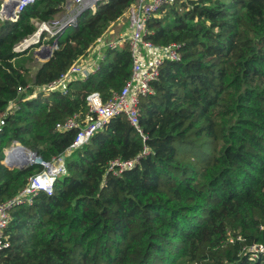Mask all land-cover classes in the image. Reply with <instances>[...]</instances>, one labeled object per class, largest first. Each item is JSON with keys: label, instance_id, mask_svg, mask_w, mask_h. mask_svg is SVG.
<instances>
[{"label": "trees", "instance_id": "1", "mask_svg": "<svg viewBox=\"0 0 264 264\" xmlns=\"http://www.w3.org/2000/svg\"><path fill=\"white\" fill-rule=\"evenodd\" d=\"M67 0H38L16 22L0 21V203L14 198L38 167L9 169L5 150L18 143L49 162L76 131L58 123L103 101L131 75L127 44L107 49L98 71L73 81L64 96L21 101L57 80L135 0H106L57 38L48 62L30 75L15 44L50 22ZM144 39L178 44L139 99L142 135L116 116L66 159L53 193L10 211L3 264H264V0H185L146 23ZM49 43H52L50 40ZM26 92V93H23ZM24 96V97H23ZM28 96V95H27ZM144 148L137 166L116 178L110 162ZM11 155V154H10Z\"/></svg>", "mask_w": 264, "mask_h": 264}, {"label": "built area", "instance_id": "2", "mask_svg": "<svg viewBox=\"0 0 264 264\" xmlns=\"http://www.w3.org/2000/svg\"><path fill=\"white\" fill-rule=\"evenodd\" d=\"M38 0H0V21L16 22L20 14L28 6L33 5ZM106 0H67L62 6L61 12L50 22H39L32 19L35 32L25 37L14 45L12 51L22 56L32 52L41 53L45 59H38L43 64L48 58L51 59L57 49V38L62 32L75 27L78 18L85 11L95 12L98 5ZM185 0H135L125 12L128 18V32L121 34L115 41H107L105 32L89 48L85 56L77 59L57 80L50 82L40 89H36L32 94H52L58 93L62 96L68 93L69 84L73 81H85L90 75L95 74L104 59L100 49H116L127 44L132 56L131 75L122 89L113 93L111 97L103 101L98 92H91L85 97V112L76 113L58 123L55 130L76 131L75 138L65 153L46 162L36 155L31 159L32 151L26 149L18 143L13 144L7 152L18 154L12 156L17 162L24 163L25 167H38V171L29 176L26 186L19 193L7 202L0 203V264L1 254L10 246V242L5 235L6 228L10 222V211L18 206L31 205L33 198L42 192L46 195L53 193L56 179L67 174L66 159L75 151L81 150L90 138L102 130L109 120L116 116H124L128 122L139 132V99L152 94L151 84L156 81L159 75V67L164 61H179L181 54L178 44L167 46H156L152 42L144 39L146 33V23L158 10ZM52 40V43H49ZM49 53V56H47ZM52 55V56H51ZM34 96V97H35ZM37 97V96H36ZM29 100L24 98L21 101ZM16 103H11L1 118L11 111ZM145 140V136H143ZM149 153L147 148L134 158L128 160L115 159L108 165L107 173L119 178L125 172L134 169L139 160ZM24 154V155H22ZM29 154V155H28ZM25 155L30 156V160H25ZM9 156V155H8ZM253 257L258 252H264V245L252 246L249 250Z\"/></svg>", "mask_w": 264, "mask_h": 264}, {"label": "rangeland", "instance_id": "3", "mask_svg": "<svg viewBox=\"0 0 264 264\" xmlns=\"http://www.w3.org/2000/svg\"><path fill=\"white\" fill-rule=\"evenodd\" d=\"M126 19L127 18L125 17L124 20H122L116 26V28L112 30L113 33L110 32L105 37L107 41H115V40H117V38L121 35V33H124V31L127 30V23H128V21H126ZM26 57H31V60H28L27 63L25 64V66H26V69H28L29 74L32 75L37 70V68L42 65V63H40L38 61V59H36V57H34L32 54H28V55H26ZM23 93H26V92H23ZM35 94H36V92H35ZM35 94H32V93L26 94V97L25 98H29V100H33V99L36 98V96H38V95L35 96ZM43 95L44 96H48L46 94H43ZM9 149L10 148H8L7 150H9ZM7 150H5V152ZM4 156H5V153H4Z\"/></svg>", "mask_w": 264, "mask_h": 264}, {"label": "water", "instance_id": "4", "mask_svg": "<svg viewBox=\"0 0 264 264\" xmlns=\"http://www.w3.org/2000/svg\"><path fill=\"white\" fill-rule=\"evenodd\" d=\"M33 56L36 57V59H45V57H42V56H41V53H39V52H34ZM47 56H49V53H48ZM51 56H52V55H51ZM48 61H49V58H48L45 62H43V64L46 63V62H48ZM11 153H12V152H7V157H8V155H10ZM22 155H24V154H22ZM28 155H29V154H28ZM35 157H36V154L33 152L32 155H31V159H34ZM16 163H19V162H17L16 160H14V159L12 158V156H10V157H8V158H5V157H4V160H3V163H2V164H3L5 167L9 168V169L23 170V169L27 168V167H25L24 163H21V164H19V165H16Z\"/></svg>", "mask_w": 264, "mask_h": 264}, {"label": "crops", "instance_id": "5", "mask_svg": "<svg viewBox=\"0 0 264 264\" xmlns=\"http://www.w3.org/2000/svg\"><path fill=\"white\" fill-rule=\"evenodd\" d=\"M125 17L127 18L126 13L124 14V16H123V17H122L117 23L115 22L114 24H112V25L107 29V31H105V35L107 36L110 32L113 33L112 30L115 29L116 26H117L122 20H124ZM126 21H128V18L126 19ZM127 32H128V23H127V30H125L124 33H121V34H125V33H127ZM100 51H101V54H100V55H103V54L105 55V52H106V51H104L103 49H100Z\"/></svg>", "mask_w": 264, "mask_h": 264}, {"label": "bare ground", "instance_id": "6", "mask_svg": "<svg viewBox=\"0 0 264 264\" xmlns=\"http://www.w3.org/2000/svg\"><path fill=\"white\" fill-rule=\"evenodd\" d=\"M10 156H17V157H19V155L18 154H11V155H9L8 157H10ZM25 160H30V156H28V155H25ZM16 161H19V160H16ZM19 164H21L20 162L19 163H16V165H19Z\"/></svg>", "mask_w": 264, "mask_h": 264}]
</instances>
